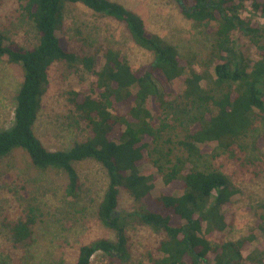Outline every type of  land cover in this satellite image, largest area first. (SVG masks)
Listing matches in <instances>:
<instances>
[{"label":"trees","instance_id":"obj_1","mask_svg":"<svg viewBox=\"0 0 264 264\" xmlns=\"http://www.w3.org/2000/svg\"><path fill=\"white\" fill-rule=\"evenodd\" d=\"M175 1L187 19L210 31L206 61L183 59L175 46L146 29L139 14L115 0H18L20 14L38 33L31 48L0 30V59L20 65L24 76L13 125L0 131V160L21 149L37 169L65 173L68 198H76L81 187L75 163L97 160L109 175L98 216L116 240L82 245L75 264H91L97 252L111 264H131L127 229L134 222L163 235L148 251L149 264H264V212L254 213L245 236L226 240L232 207L243 192L211 162L226 155L251 165L264 157V0ZM69 3L123 23L153 61L135 70L110 47H64L59 31ZM247 5L258 19L243 15ZM55 62L81 73L83 82L89 78L80 91L68 92L89 131L69 150H49L34 131ZM175 183L180 190L161 189ZM122 190L140 204L139 211H118ZM41 217L34 206L11 223L14 242L31 244Z\"/></svg>","mask_w":264,"mask_h":264},{"label":"rangeland","instance_id":"obj_2","mask_svg":"<svg viewBox=\"0 0 264 264\" xmlns=\"http://www.w3.org/2000/svg\"><path fill=\"white\" fill-rule=\"evenodd\" d=\"M115 1L139 14L146 29L175 46L183 59L207 60L213 40L210 31L187 19L175 0ZM242 13L258 19L250 5ZM0 30L25 48L38 42L33 23L19 12L18 0H5L0 5ZM59 36L64 47L76 51L92 50L96 46L113 48L125 56L135 70L154 59L153 53L134 44L123 23L81 3L65 6ZM82 76L64 62H55L49 70L50 84L34 126L36 136L49 150H69L75 142L89 136L68 101L71 89L80 91L89 82L86 76L83 82ZM23 77L20 65L0 59V131L13 125L16 97ZM260 148L263 149V143ZM241 161L231 160L226 155L211 161L231 175L243 192L231 210L233 225L226 232V240L230 241L245 236L254 225V213L264 212V157L251 165ZM142 167L146 164L142 163ZM75 168L81 187L76 198H68L65 173L37 169L21 149L0 160V264H75L82 245L102 238L116 240L115 231L98 216L110 180L106 168L94 159L77 162ZM161 189L171 193L180 190L181 184ZM34 206L41 209L42 217L34 227L33 242L21 246L14 242L10 224L24 219L29 207ZM139 210L140 204L122 190L118 211L129 214ZM127 232L131 264H149L148 251L155 249L163 235L137 222L131 223ZM91 264L111 262L103 252H97Z\"/></svg>","mask_w":264,"mask_h":264}]
</instances>
